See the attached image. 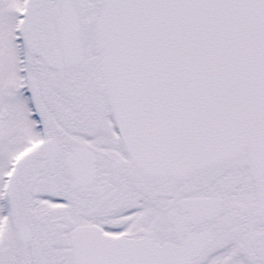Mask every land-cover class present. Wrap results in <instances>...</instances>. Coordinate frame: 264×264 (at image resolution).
<instances>
[{"label":"snow or ice","instance_id":"obj_1","mask_svg":"<svg viewBox=\"0 0 264 264\" xmlns=\"http://www.w3.org/2000/svg\"><path fill=\"white\" fill-rule=\"evenodd\" d=\"M0 264H264V0H0Z\"/></svg>","mask_w":264,"mask_h":264}]
</instances>
